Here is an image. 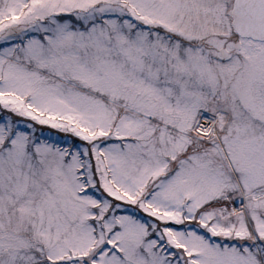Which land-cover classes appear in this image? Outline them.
I'll return each mask as SVG.
<instances>
[{
  "label": "snow or ice",
  "instance_id": "1",
  "mask_svg": "<svg viewBox=\"0 0 264 264\" xmlns=\"http://www.w3.org/2000/svg\"><path fill=\"white\" fill-rule=\"evenodd\" d=\"M0 264H264V0H0Z\"/></svg>",
  "mask_w": 264,
  "mask_h": 264
}]
</instances>
